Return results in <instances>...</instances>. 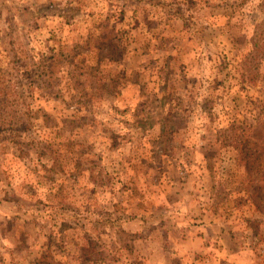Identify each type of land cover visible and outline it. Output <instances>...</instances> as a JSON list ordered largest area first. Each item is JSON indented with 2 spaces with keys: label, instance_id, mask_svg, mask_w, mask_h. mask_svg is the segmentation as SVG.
Segmentation results:
<instances>
[{
  "label": "rangeland",
  "instance_id": "obj_1",
  "mask_svg": "<svg viewBox=\"0 0 264 264\" xmlns=\"http://www.w3.org/2000/svg\"><path fill=\"white\" fill-rule=\"evenodd\" d=\"M187 195L264 264V0H0V264H204Z\"/></svg>",
  "mask_w": 264,
  "mask_h": 264
},
{
  "label": "crops",
  "instance_id": "obj_2",
  "mask_svg": "<svg viewBox=\"0 0 264 264\" xmlns=\"http://www.w3.org/2000/svg\"><path fill=\"white\" fill-rule=\"evenodd\" d=\"M186 203L188 204L187 228L185 237L181 239L178 246V255L186 257V255L200 254L204 250L203 252L209 255L204 264H251L246 257V253H250L249 249L243 247L236 230L228 233L226 227L221 224L219 215L212 216L209 210H202L189 195H187ZM160 254L164 256L168 253L161 249ZM158 264L169 263L161 261Z\"/></svg>",
  "mask_w": 264,
  "mask_h": 264
},
{
  "label": "trees",
  "instance_id": "obj_3",
  "mask_svg": "<svg viewBox=\"0 0 264 264\" xmlns=\"http://www.w3.org/2000/svg\"><path fill=\"white\" fill-rule=\"evenodd\" d=\"M252 138V136H251ZM46 260H48L45 256L41 260V264H47Z\"/></svg>",
  "mask_w": 264,
  "mask_h": 264
}]
</instances>
